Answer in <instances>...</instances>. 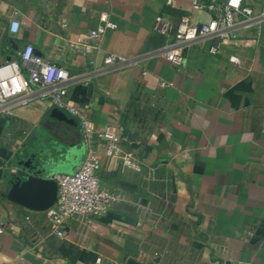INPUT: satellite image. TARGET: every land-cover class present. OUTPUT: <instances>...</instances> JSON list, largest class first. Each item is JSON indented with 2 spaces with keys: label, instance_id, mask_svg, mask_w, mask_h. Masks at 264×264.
Masks as SVG:
<instances>
[{
  "label": "crops",
  "instance_id": "crops-1",
  "mask_svg": "<svg viewBox=\"0 0 264 264\" xmlns=\"http://www.w3.org/2000/svg\"><path fill=\"white\" fill-rule=\"evenodd\" d=\"M165 2L0 0V64L31 45L70 76L85 74L68 99L94 130L118 128V156L100 152L96 175L119 200L90 223L68 220L62 238L51 234L44 212L5 198L6 181L44 147L59 150L50 178L77 171L87 153L79 121L41 100L0 115V264H264V28L238 23L216 55L198 40L175 67L147 54L172 42L182 16L207 23L215 15L191 11L190 0ZM241 4L255 15L264 9V0ZM101 14L116 28L70 47ZM157 16L171 23L169 35L153 31ZM108 55L135 65L106 66ZM126 154L139 172L122 166Z\"/></svg>",
  "mask_w": 264,
  "mask_h": 264
},
{
  "label": "built area",
  "instance_id": "built-area-1",
  "mask_svg": "<svg viewBox=\"0 0 264 264\" xmlns=\"http://www.w3.org/2000/svg\"><path fill=\"white\" fill-rule=\"evenodd\" d=\"M166 5L172 0H166ZM191 11L207 10L215 17L207 23H194L190 16H182L175 26L172 42L165 44L156 52L147 54L165 60L175 67L184 62V52L191 44L198 40H208L210 55H216L222 43L230 38L231 30L240 22L247 27H254L259 33L264 28V9L254 14L252 9L241 4V0H227L217 4L211 0L208 4L201 0H190ZM116 25L111 22L107 14H101L99 25L86 34H81L69 46L87 48L91 43L101 39L108 30H114ZM171 23L161 16L155 18L153 31L161 35H169ZM19 30L18 21L12 20L8 27L11 36ZM146 55V58H147ZM230 63L238 64L236 57H230ZM103 64L115 68L135 65L129 58L115 55L105 56ZM85 75V74H83ZM53 63L43 60L34 53L31 45H26L16 56L0 64V115L11 116L13 110L25 107L35 100L49 103L52 107L64 111L79 121V130L82 143L86 147V157L77 171L70 175H53L52 180L57 184V195L54 204L44 214L48 221V229L58 238L64 236L63 226L72 218L84 219L90 223L91 219L103 215L118 197L101 189L96 171L100 167V152L108 159H115L118 145V128L107 125L102 130H94L86 115L67 97V89L77 77ZM161 88L166 84L159 82ZM121 164L130 170L139 172L140 166L132 160L130 154L119 156ZM2 230L0 229V233ZM99 259H96V263ZM232 264H247L235 261Z\"/></svg>",
  "mask_w": 264,
  "mask_h": 264
},
{
  "label": "water",
  "instance_id": "water-1",
  "mask_svg": "<svg viewBox=\"0 0 264 264\" xmlns=\"http://www.w3.org/2000/svg\"><path fill=\"white\" fill-rule=\"evenodd\" d=\"M58 151L56 146L53 149L44 147L34 152L23 163V169L9 173L5 198L16 206L32 212L41 213L50 208L56 200L57 184L49 174Z\"/></svg>",
  "mask_w": 264,
  "mask_h": 264
}]
</instances>
